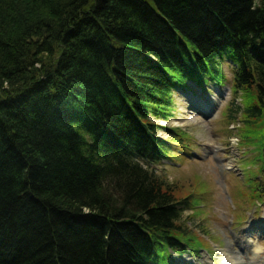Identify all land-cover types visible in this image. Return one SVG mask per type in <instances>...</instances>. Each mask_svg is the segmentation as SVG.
<instances>
[{"label": "trees", "instance_id": "16d2710c", "mask_svg": "<svg viewBox=\"0 0 264 264\" xmlns=\"http://www.w3.org/2000/svg\"><path fill=\"white\" fill-rule=\"evenodd\" d=\"M225 63L261 115L264 0H0V264L187 254L157 121Z\"/></svg>", "mask_w": 264, "mask_h": 264}, {"label": "rangeland", "instance_id": "374dc122", "mask_svg": "<svg viewBox=\"0 0 264 264\" xmlns=\"http://www.w3.org/2000/svg\"><path fill=\"white\" fill-rule=\"evenodd\" d=\"M223 71L221 84L179 82L172 117L157 121L169 158L149 167L190 206L177 222L190 253L174 264H223L225 251L246 264L249 242L261 248L252 264H264V112L252 111L255 87L234 90L231 66ZM195 97L206 109L194 107Z\"/></svg>", "mask_w": 264, "mask_h": 264}, {"label": "bare ground", "instance_id": "6f19581e", "mask_svg": "<svg viewBox=\"0 0 264 264\" xmlns=\"http://www.w3.org/2000/svg\"><path fill=\"white\" fill-rule=\"evenodd\" d=\"M216 98L217 97L214 96V97H211L210 99L215 101ZM205 101L207 100L195 97L194 107L200 106L206 109L205 105L207 103H205ZM247 245H248V248L250 249V253L252 254V258H248V263L246 264H252L255 261L254 257L258 256L261 253V248L257 244L251 243V242H249ZM225 252L226 253L223 254V257H224L223 264H240L242 262L241 258L235 252L233 253V255H231V253H229L228 251H225Z\"/></svg>", "mask_w": 264, "mask_h": 264}]
</instances>
